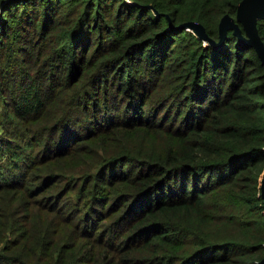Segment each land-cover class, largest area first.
<instances>
[{"label":"trees","instance_id":"16d2710c","mask_svg":"<svg viewBox=\"0 0 264 264\" xmlns=\"http://www.w3.org/2000/svg\"><path fill=\"white\" fill-rule=\"evenodd\" d=\"M240 1L0 0V264H258L264 64L220 41Z\"/></svg>","mask_w":264,"mask_h":264},{"label":"water","instance_id":"95a60500","mask_svg":"<svg viewBox=\"0 0 264 264\" xmlns=\"http://www.w3.org/2000/svg\"><path fill=\"white\" fill-rule=\"evenodd\" d=\"M264 17V0H241L237 7L236 18L230 14H225L220 21V41H222L228 32V29H233L239 39L255 47L259 57L264 64V40L262 39L258 29V19ZM238 20V21H237ZM243 28L245 34L243 33ZM182 28H187L193 31L198 36L203 37L209 42L216 43L208 33L204 25L198 21H187L180 25ZM262 196L264 198V175L262 178ZM264 264V257L258 262Z\"/></svg>","mask_w":264,"mask_h":264}]
</instances>
